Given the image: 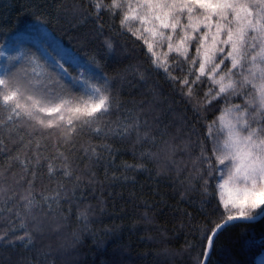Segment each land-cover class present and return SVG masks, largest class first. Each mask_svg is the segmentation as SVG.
Wrapping results in <instances>:
<instances>
[{
  "label": "snow or ice",
  "instance_id": "1",
  "mask_svg": "<svg viewBox=\"0 0 264 264\" xmlns=\"http://www.w3.org/2000/svg\"><path fill=\"white\" fill-rule=\"evenodd\" d=\"M18 10L33 20L0 43V104L12 113L0 134V204L23 235L5 233L0 246L31 255L0 264H89L86 241L103 246L95 211L108 198L115 205L124 196L116 185L141 173L160 199H141L143 224L133 218L129 230L147 232L156 206H169L164 184L204 218L197 241H185L189 264H214L221 233L264 217V0H26ZM132 20L141 27H128ZM53 27L82 57L69 59L60 41L23 42L25 32L48 36ZM45 112L61 122L67 114L66 126ZM13 116L27 137L7 127ZM116 140L131 142L136 159L122 161L119 175ZM138 238L169 242L164 232ZM131 249L119 245L102 264H162L168 255L162 247L134 258Z\"/></svg>",
  "mask_w": 264,
  "mask_h": 264
},
{
  "label": "trees",
  "instance_id": "2",
  "mask_svg": "<svg viewBox=\"0 0 264 264\" xmlns=\"http://www.w3.org/2000/svg\"><path fill=\"white\" fill-rule=\"evenodd\" d=\"M25 2L26 0H0V43H4L5 41V32L8 33V39L10 40L16 31H25L26 25L32 22L33 18L30 15L23 10H18L19 6ZM8 15L13 17L11 23H5V17ZM49 31L56 40L70 48L77 56L82 57V51L76 47L74 42L68 40V36L64 31L55 27L50 28ZM25 43L28 46H35L31 42ZM65 67L72 72V75H76L73 66L65 64ZM36 98L39 99V97ZM26 102V100L20 101L21 104H25ZM235 102L240 103V101ZM10 115L12 113L3 104H0V134L2 135H7V129L3 125L8 121ZM64 115L66 122L67 114ZM121 115L122 113H115L111 119L116 120ZM42 118H50L54 124L65 123L59 120L56 113L45 112L42 114ZM23 123L24 121L13 116L12 122L8 123L7 127L12 129L14 133L27 137L29 129L21 127ZM92 142L99 143L101 141L93 137ZM109 143H115L116 147L120 149L116 165L113 166V169L119 175L121 170L118 166L122 161L128 163L136 162L133 155V146L129 141L120 142L116 140L109 141ZM136 151H139V149L137 148ZM21 159H23V156ZM136 180V184H117L113 191H122L124 196L117 199L115 205H113L111 198H108V204L95 211L96 222L93 228L97 233V239L102 242L103 246L97 248L91 238L86 241L89 264H102L103 261L113 256L119 245L127 243L132 244L131 253L134 258L137 257L138 253L157 252L161 251L162 247H166L168 255L159 258L162 264H189L190 254L185 251V241H197L196 229L197 226L203 223L204 218L198 215L197 211L188 204H178L177 198L171 193V190L164 184H161L160 193L167 199L169 206L164 207L159 204L156 206L154 225L147 232L143 227H138L134 232H131L129 228L133 218L143 224L139 215L144 211L143 207L140 206V200L146 199L151 204L154 200L160 199V197L153 195L152 181L145 174H138ZM130 191H134L137 194V199L129 201L128 193ZM172 205H176V207L174 208ZM3 207L4 205L0 204V236L8 233L11 237L12 230L16 231V235H23V232L19 229V222L16 221L15 217H9L7 213H4ZM121 207L125 208L126 211L121 212ZM177 208H186L192 214L191 218L185 217L181 212L176 210ZM181 223L184 225L182 229L177 227ZM105 229L109 231H105ZM158 232H164L169 237V242L166 245L161 246L155 240L149 242L148 240L141 241L138 238L140 236H156ZM263 248L264 217L255 222L230 225L221 233L217 241L216 254L212 257V260L214 264H225L229 259L239 258L241 264H257L256 257ZM196 251L198 249L191 254L194 255ZM30 255L31 253L21 244H17L15 247L0 246V258H10L15 261ZM147 259L151 261L153 257L150 255ZM137 264H144V261L137 260Z\"/></svg>",
  "mask_w": 264,
  "mask_h": 264
},
{
  "label": "rangeland",
  "instance_id": "3",
  "mask_svg": "<svg viewBox=\"0 0 264 264\" xmlns=\"http://www.w3.org/2000/svg\"><path fill=\"white\" fill-rule=\"evenodd\" d=\"M128 27L132 28L135 31L136 29H139L141 27V24L136 20H132L129 22ZM49 33H50V35L45 36L39 32H25V35L23 37V42L24 43L25 42H31L35 45H39V44H53L55 41H58L54 38V36L52 35V33L50 31H49ZM63 46L65 49H67L66 55L69 59L71 57L77 56L70 48L66 47L64 44H63ZM256 262H257V264H264V248L261 249V251L258 253V255L256 257Z\"/></svg>",
  "mask_w": 264,
  "mask_h": 264
},
{
  "label": "water",
  "instance_id": "4",
  "mask_svg": "<svg viewBox=\"0 0 264 264\" xmlns=\"http://www.w3.org/2000/svg\"><path fill=\"white\" fill-rule=\"evenodd\" d=\"M261 218H263V217H257L255 220H253V221H251V222L258 221V220H260Z\"/></svg>",
  "mask_w": 264,
  "mask_h": 264
}]
</instances>
